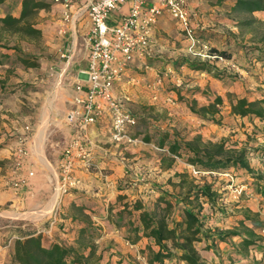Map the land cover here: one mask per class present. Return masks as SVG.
<instances>
[{"label": "rangeland", "instance_id": "rangeland-1", "mask_svg": "<svg viewBox=\"0 0 264 264\" xmlns=\"http://www.w3.org/2000/svg\"><path fill=\"white\" fill-rule=\"evenodd\" d=\"M203 1L204 3L195 5L191 17L193 25L200 29L202 26L208 28L206 25L208 22L202 19L205 13V18H208L207 11H203L201 9L202 6L213 7L218 5V0ZM199 2L201 1L199 0ZM230 6V3H228L217 12H222L224 18L234 22L232 27L235 28L232 30L235 32L237 41L240 44H254L264 47V16L257 13H237L230 9ZM39 12L28 21L35 28L42 31L45 25V17L40 15ZM247 19H255L256 21L251 25H239L240 21ZM213 21L215 22L214 19ZM184 38L187 39L179 24H175L173 31L158 33L156 36L157 41H153L152 55L142 63L133 65L128 70L127 76L123 80L126 86L122 95L129 98L126 99L127 107L138 119L137 125L131 128L130 132L139 129L144 131L147 128L146 132L154 131L155 129L168 130L186 139H192L200 135L204 141H225L228 147L247 148L250 153V161H253L256 154L264 160V147H260L259 144L261 143L264 146V135L259 134L262 132L250 129V126L246 123L250 120L244 121L242 117H236L231 112V101L236 102L241 97L254 101L264 96V86H262L264 84L256 75L260 70L258 74L264 76L262 74L264 72L263 67L257 63H252L251 66L256 72L252 75L247 68L239 67L225 57V60L217 58L202 59L193 54L194 49L191 43L182 42ZM0 42L4 46L3 52H8L12 56L18 53L19 56L27 60L26 63L18 62L16 64L0 65V144L6 140H11L12 142L9 147L10 157L2 161L5 162L3 166L6 169H3L0 176L2 177L1 180L4 181L13 175L15 167L20 161L19 149L21 147L26 148L25 143L20 142V138L32 135L34 122L39 120L41 110L46 108L47 102L51 98L53 75L58 71L55 60L60 49L55 46L50 37H44L43 33L39 37H34L0 29ZM184 54L187 57L182 56ZM181 57L191 58L192 60H206L208 62L211 60L213 63H209L219 69L229 67L228 70L237 74L238 79L224 82L213 77L218 82L213 81L211 84V81L206 78L208 74L204 72L205 75L201 77L203 79L194 77L197 82L193 81V79L187 82V78H191L185 77L188 76L187 73L184 76V71L167 65L168 61H177ZM169 68L172 69V72L169 71ZM235 83H238V85H235ZM204 92L213 97L220 96L223 100V104L219 107V112L214 117L216 121H213V115L211 114L207 116L212 118V120H203L190 109V106L195 102L196 108L211 103V99ZM155 94H158L157 99H154ZM137 139L138 141L135 143L119 146L111 141L116 148L113 147L110 151H117L112 158L116 157L118 160L115 163H111L110 168H106L105 171L102 170L103 177L108 172H115L114 169L118 170V175L122 176H120L117 186L119 187L122 183H125L129 191L137 188L134 186L135 183L142 186L146 185L145 188L151 190L163 183H169L173 186V184L179 183L183 178L187 181L201 183L206 180L205 175L195 176L193 171L191 173L183 172L185 165L181 159H171L155 143L145 142L143 135ZM105 146L109 148L110 144L106 143ZM118 166H120V169H117ZM93 167L90 171H92ZM93 171H96V169ZM168 174H171V177ZM178 174H183V176ZM226 179L232 180L233 183L226 184L222 191L219 192L222 194V198L218 201L220 203L218 206L227 208L226 210L232 213L231 210H236L237 206L242 205L241 202L249 186H246L245 182L241 183L227 175L217 176L214 180L218 183ZM171 180L172 183L170 182ZM211 182H213V177ZM241 185H244L245 188L239 195L235 188ZM81 187L76 189V191ZM136 191L134 189L130 196L136 195ZM68 194H74V192L71 191ZM65 195L62 196L59 204L51 206L53 209L50 216L45 219L40 227L43 225L44 229L48 231L56 229L57 233H61L63 236L61 237V234L55 236L52 233L54 239L67 246H76L79 230L76 233H72L73 229L68 227L70 225H67L66 218L63 216L64 213L71 214L74 212L72 207H64L67 202L65 201ZM7 205L0 209V223L4 222L3 224L9 225L4 229H0L2 231V235H0L1 247L9 246L11 234L21 235L20 230L23 228L19 226L22 223L17 221L26 220H16L9 217L15 215V213ZM109 209L110 206L108 207ZM239 210L249 214L241 207H239ZM110 213H112V210ZM9 220H13V222L9 223ZM96 227L99 229V226ZM34 230L36 231L37 228ZM101 234L100 232V237L95 240L96 252L93 258L95 264H146L142 257L137 259L138 254L134 252L127 251L122 253L126 248L121 240H117L111 235L101 237ZM259 236L262 237L263 235L259 234ZM48 239L45 237V240ZM127 253L128 259L124 257ZM86 254H88V250H86Z\"/></svg>", "mask_w": 264, "mask_h": 264}, {"label": "crops", "instance_id": "crops-1", "mask_svg": "<svg viewBox=\"0 0 264 264\" xmlns=\"http://www.w3.org/2000/svg\"><path fill=\"white\" fill-rule=\"evenodd\" d=\"M200 1L201 2H199V0H191L190 6L192 11L196 4L204 3L203 0ZM228 3H230V9H232L234 4L232 0H218V5L213 7H206L203 5L201 9L207 11L208 18H205V13L202 19L208 22L206 24L208 28L202 26L201 29H208L230 35L234 34L235 36V32L232 30L235 28L232 27L234 22L224 18L222 12H217L224 8ZM130 6V2L121 5L111 14L110 22L116 23L123 14L129 11ZM21 10L22 0H3L0 3V17H4L9 13L14 16H19ZM65 11L66 8L64 5L52 4L50 8L42 9L39 12L40 15L45 17V25L42 28L43 36L50 37L52 42L55 43V46L60 49L55 60L58 71L53 75L50 92L51 98L47 102L46 108L41 110L39 120L34 122L32 135L24 138L26 154L20 157L19 169L25 177L28 176L29 171H33L34 175L28 178L27 186L21 190H15L12 187L6 186L0 176V209H3L4 206L8 204L7 206L9 209L15 213V215L9 217L15 218L16 220L26 219L24 221H17L18 223H22L19 226L23 228L20 230L21 235H15L16 233L11 234V237H9V246H0V264H7L15 239L33 234L37 231H41L45 237L61 243L59 240L54 239L52 234L54 233V235L57 236L61 233H57L56 229H53L52 231L45 230V227L43 225L40 227V225L50 216L53 209V207H51V204L55 199L53 188L61 173L64 147L77 136L76 129L66 122V116L76 108L74 98L79 94L75 89L76 83L86 78L84 72L87 70L88 61L85 48V37L91 28L90 18L86 13L80 11L79 7L73 6L70 8L69 11L72 14V19L69 21L64 19ZM256 13L264 16V12H255L254 14ZM175 24L178 23L169 14H163L154 26L153 41H157L156 36L158 33L160 34L162 31H173ZM182 42L186 44L190 43L186 38H184ZM182 56L187 57L186 54ZM227 61L229 62V60ZM209 62L213 63L211 60ZM140 63L142 62H136L134 65ZM177 69L184 71L183 75L187 73L188 76H185V74V77H191L187 78V82L192 79L194 81V77H200V79H203L201 77L205 75V71L192 70L186 65L178 67ZM226 69H229V67ZM262 74L264 75V72ZM206 78L211 81V84L213 81L218 82L209 74L206 75ZM235 85H238V83H235ZM125 86L126 83L124 81L120 82L116 86V94L122 95L125 91ZM235 116L239 117L240 115ZM242 118L244 121L250 120L249 122H246L247 125L250 126V129H255L257 132L261 131L262 133L259 134L264 135L263 122L254 117L246 116ZM83 140L91 151V159L94 166L92 171H86L82 169V166L79 163L76 164V168H78L77 174L83 180V185L77 192H83L90 198L85 201L89 206V208L85 210L86 214L91 217L94 226H99V232L102 233L101 237L111 235L115 239L121 240L123 246L126 248L122 253H126L127 251L134 252L138 254L137 259L142 257L145 263L149 264V252L146 251L145 254L141 253V249L148 242V239L145 238L138 244L130 243L124 238L127 225L125 224L122 227L116 226V219L117 212L123 208L125 202L130 203V201L136 197L143 199L146 206L153 207L155 200L153 195L154 189L149 190L148 188H145L146 185L142 186L135 183L134 186L137 187L134 188L137 190L136 195L130 196V193H133L134 189H131L130 191L128 189L121 190L117 186L120 176H122L118 175V170L114 169L115 172H108L104 177L102 176L103 171L108 167L110 168V165H112L111 163H115L116 160H118L116 157L112 158L113 154H116L117 151H110L113 147L116 148V146L111 142L110 120L108 115L99 119L96 124L91 125L85 133ZM106 143L110 144L109 148L105 146ZM10 144H12V142L0 148V175L3 169H6V167L3 166V163L5 162L2 161L5 158L10 157ZM259 144L260 147H264L263 144ZM250 163L252 168L259 173L264 180V160L256 154L254 155L253 161H250ZM184 165L185 170H183V172L191 173L192 166L185 162ZM118 168L120 169V166H118L117 169ZM94 169H96V171H93ZM168 175L171 177V174ZM203 175H205L204 177L206 179L204 182H211V178L213 177V183L216 185L217 182H215L214 179H216L217 176L222 177L227 175L232 177L230 174H219L217 176L216 174H213L212 176L210 173H205ZM252 181L253 180L250 179V181L245 184L249 187L247 188L245 197L241 202L242 205L237 206L236 210H231L232 213L226 210L227 208H224L226 210L225 212H218L215 206L212 208L211 204L207 202L203 203L201 216L206 220L205 228L212 230L216 228L221 230H231L239 227L241 221L245 219L244 215L246 214L241 212L242 210H239V207L243 208L245 212H248V215L255 217L264 224V190L261 185L256 186ZM195 183L203 184V182L196 181ZM158 186L174 195L181 191L179 186L175 187L169 183H163L162 185L159 184ZM221 191L222 188L219 189V192ZM118 194H123L125 198L123 200H117ZM76 195L77 194L75 193L65 195V201L67 202L66 205L64 204V207H72V203L77 201ZM218 204L220 203L218 202ZM109 206L113 208L112 213L108 210ZM13 220H9V223L13 222ZM66 221L67 225H70L68 227L73 229L72 233H76L78 230L77 226L68 219H66ZM127 221L128 218L125 219V223ZM3 223L4 222L0 223V229L9 226ZM245 224L250 227L253 225L248 220L245 221ZM36 228L37 230L35 231L34 229ZM254 229L257 234L263 235L262 242H259L255 248L250 249L244 256L231 253L230 245H237L239 243L237 238L221 242L217 244L215 248H209V242L206 240L197 242L196 246L206 264H264V227H254ZM0 235H2V231H0ZM62 236L63 234H61V237ZM127 255L128 253L126 256L124 255L126 259H128ZM164 264H177V260H166Z\"/></svg>", "mask_w": 264, "mask_h": 264}, {"label": "trees", "instance_id": "trees-1", "mask_svg": "<svg viewBox=\"0 0 264 264\" xmlns=\"http://www.w3.org/2000/svg\"><path fill=\"white\" fill-rule=\"evenodd\" d=\"M1 1L3 0H0V3ZM232 1L234 12L246 14L264 12V0ZM51 4L54 3L50 0H22L20 15L14 16L9 13L0 17V29L39 37L42 31L35 28L28 20L42 9L49 8ZM255 21V19H247L240 21L239 25H251ZM194 36L199 45L208 46L209 53L225 57L239 67L247 68L252 75L256 73L251 66L252 63H257L264 68V47L262 46L240 44L234 35L198 27L194 28ZM2 49L4 46L0 42V65L26 63V58L19 56L18 53L12 56L8 52H3ZM167 65L175 69L186 65L192 70L205 71L224 82L238 79L237 74L228 69H219L206 60L181 57L177 61H168ZM256 75L264 84V76L258 73ZM204 94L211 99V103L196 108L195 102L190 109L203 120H212L207 116L211 114L213 121H216L214 117L219 112L223 100L220 96L213 97L206 92ZM261 98L250 101L246 97H241L236 102L231 101V112L242 117H254L264 123V96ZM146 131L147 128L144 131L139 129L131 131L130 134L136 139L143 135L145 142L155 143L171 159H181L200 173L230 174L241 183H247L252 179L253 184L261 185L264 190V180L252 168L247 148L228 147L225 141H204L200 135L186 139L168 130ZM10 142L11 140H6L0 148ZM178 175L183 176V174ZM170 182L172 183V180ZM231 183H233L232 180L226 179L219 181L217 185L208 181L196 184L195 181L191 182L183 178L179 183L173 184L181 189L176 195L160 186H155L153 207L146 206L143 199L139 197L130 203L125 202L123 208L117 212L116 226L127 225L124 238L132 244L148 239L141 253L149 252V264H164L166 260L174 259L177 260V264H206L196 246V243L202 240L209 242V248H215L221 242L237 238L239 243L230 245L231 253L244 256L262 240L254 229V227H264L261 221L245 214V219L237 228L212 230L205 228L206 220L201 216L205 202L211 204L212 208L215 206L217 211L225 212L224 208L218 206V201L222 198L219 189ZM127 188L125 183L119 186L121 190ZM73 192L77 194V201L72 203L74 212L64 213L63 216L79 230L77 245L67 246L50 239L45 240L43 232L37 231L15 239L7 264H95L93 262L96 252L95 240L100 237V232L85 212L89 208L85 201L90 198L83 192L75 190ZM124 198L123 194L117 196V200ZM111 210L110 207L109 212ZM126 218L128 221L125 223ZM246 220L250 221L254 227L247 226Z\"/></svg>", "mask_w": 264, "mask_h": 264}, {"label": "built area", "instance_id": "built-area-1", "mask_svg": "<svg viewBox=\"0 0 264 264\" xmlns=\"http://www.w3.org/2000/svg\"><path fill=\"white\" fill-rule=\"evenodd\" d=\"M50 1L64 5L66 21L72 19L69 10L73 6L79 7L91 21L90 31L85 37L88 61L87 70L84 72L86 78L76 83L75 89L79 93L74 98L76 108L66 116V122L76 129L77 136L64 147L61 173L53 188L55 204H59L63 195L83 185L82 178L77 174L76 164L79 163L86 171H90L93 166L91 151L83 140L91 125L108 115L112 142L119 146L138 141L130 134L138 119L127 107L126 99L129 98L117 95L115 90L136 62H143L152 55L153 29L163 14H169L180 25L194 49V55L202 59H225L209 53L207 45H199L194 36L196 27L191 19V0ZM127 2L131 3L129 11L116 23H111V14ZM169 71L172 72V69L169 68ZM157 98L158 94H155L154 99ZM20 142H24V138H20ZM19 153L20 157L25 155L26 148L21 147ZM19 166L18 162L13 175L4 180L6 186L15 190L26 187L28 178L34 175L33 171H29L27 177L23 176ZM192 171L195 176L205 174L198 172L194 167ZM244 188V185L236 186L235 191L240 195Z\"/></svg>", "mask_w": 264, "mask_h": 264}, {"label": "bare ground", "instance_id": "bare-ground-1", "mask_svg": "<svg viewBox=\"0 0 264 264\" xmlns=\"http://www.w3.org/2000/svg\"><path fill=\"white\" fill-rule=\"evenodd\" d=\"M55 204V199H54V201H53V203L51 204L52 206Z\"/></svg>", "mask_w": 264, "mask_h": 264}]
</instances>
